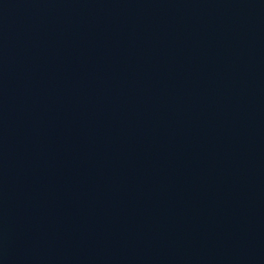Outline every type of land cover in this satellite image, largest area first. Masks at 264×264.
<instances>
[{
  "label": "water",
  "instance_id": "1",
  "mask_svg": "<svg viewBox=\"0 0 264 264\" xmlns=\"http://www.w3.org/2000/svg\"><path fill=\"white\" fill-rule=\"evenodd\" d=\"M0 264H264V0H0Z\"/></svg>",
  "mask_w": 264,
  "mask_h": 264
}]
</instances>
